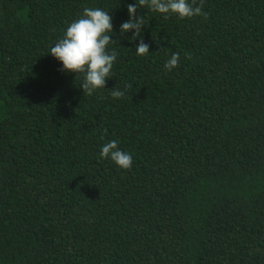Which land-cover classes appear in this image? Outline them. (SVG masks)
<instances>
[{"label":"trees","instance_id":"trees-1","mask_svg":"<svg viewBox=\"0 0 264 264\" xmlns=\"http://www.w3.org/2000/svg\"><path fill=\"white\" fill-rule=\"evenodd\" d=\"M130 3L0 0V264H264V0L138 7L144 56ZM86 7L119 53L91 96L49 54Z\"/></svg>","mask_w":264,"mask_h":264},{"label":"clouds","instance_id":"clouds-1","mask_svg":"<svg viewBox=\"0 0 264 264\" xmlns=\"http://www.w3.org/2000/svg\"><path fill=\"white\" fill-rule=\"evenodd\" d=\"M202 3L203 0L200 6L194 7L196 0H192V3H189V0H137V3L127 5L130 19L121 24L120 30L122 33L135 30L130 38L135 40L140 37V43L135 47L136 54L144 56L149 52L150 46L141 36L146 23L143 15L137 17L138 7H146L153 12L165 14V19L169 13L184 19L204 15ZM113 31V17L110 13L101 8L86 7L81 16L66 27L62 38L50 47L49 54L62 63V71L84 74L83 82L80 84L84 95L91 96L97 89L105 88L107 79L112 77L113 65L119 54L115 49L108 47L114 40L110 35ZM185 56L191 58L187 53ZM179 60V52L173 53L166 61L165 69L172 71L178 67ZM130 87V84L125 85V88ZM110 94L116 99L124 97L125 92L114 87ZM99 155L101 158H110L122 169L132 167L131 153L122 151L117 140L105 143Z\"/></svg>","mask_w":264,"mask_h":264}]
</instances>
